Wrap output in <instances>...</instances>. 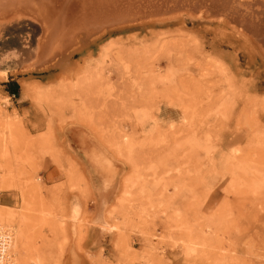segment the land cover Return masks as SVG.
<instances>
[{"label": "rangeland", "instance_id": "1", "mask_svg": "<svg viewBox=\"0 0 264 264\" xmlns=\"http://www.w3.org/2000/svg\"><path fill=\"white\" fill-rule=\"evenodd\" d=\"M103 1L0 0L10 264H264V0Z\"/></svg>", "mask_w": 264, "mask_h": 264}, {"label": "bare ground", "instance_id": "2", "mask_svg": "<svg viewBox=\"0 0 264 264\" xmlns=\"http://www.w3.org/2000/svg\"><path fill=\"white\" fill-rule=\"evenodd\" d=\"M85 1V0H84ZM87 1V0H86ZM89 1V0H88ZM102 0H100V2H101ZM108 1V0H107ZM143 1V0H142ZM155 1V0H154ZM172 1H175V0H172ZM181 2H182V0H180ZM211 1H213V0H211ZM220 1V0H219ZM50 2H51V0H50ZM94 2V1H93ZM104 3L106 2L105 0L103 1ZM110 2H112V0L110 1L109 0V3ZM115 2V1H114ZM147 2V1H146ZM162 2H167L166 0H162ZM178 2V1H177ZM196 2V1H195ZM224 2V1H223ZM238 2V1H237ZM80 4L82 3V2H79ZM97 3H99V2H97ZM96 3V1H95V7H89V6H87L88 7V9L89 10H87V8H83L82 9V12H77L76 10H78V9H80V7L82 6H80L79 4H77V3H74V5H73V7L71 8L72 10H75L76 11V13L77 14H75L74 15V17L73 18H71V17H69L68 18V20H67V23H66V25L64 26V28L63 29H59V30H62V36H61V38L59 39V42H58V45H59V47H58V50L56 49V51L54 52V54H53V56H52V60H54V59H56L57 60V58H58V56H60V55H62L63 53H65V51L66 50H68L69 49V47L67 46V44L66 43H68L69 45H73L74 44V42H72L73 40L75 41V36L80 32V31H88L90 28H92L93 29V27L94 28H97V27H101V25H104V23L106 22V23H108V22H110V23H112V22H117V21H120L121 19H122V16H123V12H118L117 10V12L116 11H114L115 9H113V5L112 4H114V3H112L111 5H109V8H111V10H109V8H108V10H106L105 8V6H107L106 5V3H105V5L103 4V3H100V7L99 6H96V5H98ZM161 2H158V3H155V4H157V5H159ZM176 3V2H175ZM174 3V4H175ZM11 4H12V2H11ZM86 4V3H85ZM93 5H94V3H92ZM117 4V3H116ZM173 4V3H172ZM182 4V3H181ZM184 4V3H183ZM198 3H196V5H197ZM222 4V3H221ZM88 5V4H87ZM102 5V6H101ZM151 5V4H150ZM150 5H149V8H151L152 6H154V5H152L151 7H150ZM162 4H160L159 6H161ZM165 5H167V7H169L168 6V4H165ZM214 5V4H213ZM80 6V7H79ZM113 6V7H112ZM145 6H148V4H146ZM162 6H164V5H162ZM162 6H161V8H162ZM79 7V8H78ZM155 7V6H154ZM165 7V6H164ZM166 7V8H167ZM172 7V6H171ZM54 8V7H53ZM64 8V7H63ZM76 8H78V9H76ZM160 8V7H159ZM160 8V9H161ZM165 9V8H164ZM164 9H162L161 11L163 12L164 11ZM169 8H167V10H168ZM186 9V8H185ZM222 9H224V10H226L225 8H222ZM55 10V9H54ZM71 10V11H72ZM104 10H106L107 11V14H108V12L109 13H111L110 14V16L108 15V16H100L99 18H98V16L99 15H101V11H104ZM191 10V9H190ZM81 11V10H80ZM156 11V10H155ZM160 11V10H159ZM171 11V10H170ZM189 11V10H188ZM227 11V10H226ZM233 10L231 9V12H232ZM54 12V11H53ZM145 12H146V10H145ZM145 12H140V14L142 13H144L145 14ZM158 12V11H157ZM168 12V11H167ZM234 12V11H233ZM237 12H239V11H237ZM57 13V12H56ZM55 13V14H56ZM73 13H75L74 11H73ZM102 13H104V12H102ZM164 13V12H163ZM227 13V12H226ZM226 13H224V14H226ZM236 13V12H235ZM67 14H68V12H67ZM106 14V13H105ZM105 14H102V15H105ZM106 14V15H107ZM140 14H138V15H140ZM141 14V15H142ZM149 14H151L152 15V12L151 13H149ZM223 14V13H222ZM237 14V13H236ZM264 14V13H263ZM262 14V15H263ZM68 15H70V14H68ZM72 15V14H71ZM146 15H148V14H146ZM158 15V14H157ZM219 15V14H218ZM238 15H240V14H238ZM261 15V14H260ZM259 15V16H260ZM78 16V17H77ZM145 16V15H144ZM167 16V15H166ZM250 16V15H249ZM253 16H255V14L253 15ZM257 16V15H256ZM255 16V17H256ZM124 17V16H123ZM130 17H132V16H130ZM151 17V16H150ZM241 17V16H240ZM239 17V18H240ZM248 17V16H247ZM252 17V16H251ZM254 17V19H256ZM125 18H126V16H125ZM238 18V19H239ZM69 19H70V21L73 19V21L72 22H68L69 21ZM80 19V20H79ZM257 19H261V18H257ZM256 19V20H257ZM263 19V18H262ZM244 20H247V19H245L244 18ZM240 22H241V20H239ZM261 21H263V20H260L259 22H261ZM60 22V21H59ZM59 22H58V24H59ZM98 22V23H97ZM244 22V21H243ZM246 22V21H245ZM259 22H256L255 21V23H259ZM101 23V24H100ZM248 23V22H247ZM264 23V22H263ZM243 24V23H242ZM106 25H108V24H106ZM239 25V24H238ZM261 25H262V22H261ZM261 25H260V27H261ZM243 26V25H242ZM251 26V25H250ZM249 26V27H250ZM258 26H259V24H258ZM263 27H264V25H262ZM61 27V26H60ZM253 27H254V25H253ZM246 28V27H245ZM248 28V27H247ZM259 28V27H258ZM252 30H254V28L252 29ZM260 31L262 30V29H259ZM264 30V29H263ZM262 30V31H263ZM255 31V30H254ZM254 31H252V33L254 32ZM258 32V31H257ZM256 32V33H257ZM264 32V31H263ZM262 33V32H261ZM257 35H259V34H256V36ZM262 36H263V34H262ZM258 37V36H257ZM260 37V36H259ZM258 37V38H259ZM262 38V37H261ZM263 40V39H262ZM264 41V40H263ZM66 46H67V48H66ZM67 52V51H66ZM62 58V57H61ZM61 58H59V59H61ZM64 58V57H63ZM51 60V59H50ZM55 60V61H56ZM62 60V59H61ZM58 62H59V60H57ZM52 62V61H51ZM55 64V63H54ZM57 64V63H56ZM29 180V179H28ZM27 183V182H26ZM31 186V185H30ZM6 213H4V212H2V211H0V220H5V219H7V218H9V214L8 215H5ZM23 222V221H22ZM22 222H20V223H22ZM24 225V224H23ZM25 226V225H24ZM19 227H20V225H19ZM23 227V226H22ZM21 227V231H20V229H19V231H20V234H19V237H18V241L20 242V245L22 244H24V240H25V231H24V229ZM1 228L2 229H5L6 227H2L1 226ZM26 230V229H25ZM27 234V233H26ZM27 237V236H26ZM17 247H19V246H17ZM22 247V246H21ZM20 248V247H19ZM24 251V250H23ZM19 253V252H18Z\"/></svg>", "mask_w": 264, "mask_h": 264}, {"label": "built area", "instance_id": "3", "mask_svg": "<svg viewBox=\"0 0 264 264\" xmlns=\"http://www.w3.org/2000/svg\"><path fill=\"white\" fill-rule=\"evenodd\" d=\"M11 229L0 227V264H10L11 252Z\"/></svg>", "mask_w": 264, "mask_h": 264}, {"label": "trees", "instance_id": "4", "mask_svg": "<svg viewBox=\"0 0 264 264\" xmlns=\"http://www.w3.org/2000/svg\"><path fill=\"white\" fill-rule=\"evenodd\" d=\"M15 91H18V87L15 89Z\"/></svg>", "mask_w": 264, "mask_h": 264}]
</instances>
